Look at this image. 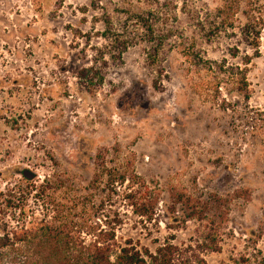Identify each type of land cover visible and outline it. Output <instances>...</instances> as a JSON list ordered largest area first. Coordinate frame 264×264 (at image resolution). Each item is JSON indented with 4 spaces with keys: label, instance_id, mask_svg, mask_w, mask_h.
<instances>
[{
    "label": "rangeland",
    "instance_id": "obj_1",
    "mask_svg": "<svg viewBox=\"0 0 264 264\" xmlns=\"http://www.w3.org/2000/svg\"><path fill=\"white\" fill-rule=\"evenodd\" d=\"M232 3L0 0V232L63 220L89 241L112 223L119 245L186 247L197 223L169 212L184 189L225 199L204 264H264V0ZM142 181L152 220L125 198Z\"/></svg>",
    "mask_w": 264,
    "mask_h": 264
},
{
    "label": "trees",
    "instance_id": "obj_2",
    "mask_svg": "<svg viewBox=\"0 0 264 264\" xmlns=\"http://www.w3.org/2000/svg\"><path fill=\"white\" fill-rule=\"evenodd\" d=\"M229 1L235 4L237 0ZM226 8L230 9L231 4ZM217 13L216 18H219L221 11L217 10ZM262 24L252 19L242 28L247 44L255 50ZM214 29L217 25L213 22L208 32L212 33ZM231 80L235 92L248 100L250 95L245 75L236 73ZM126 180L122 174L119 183ZM130 186L125 198L132 211L139 217L152 220L158 197L146 194L142 189L146 187L143 181L135 188V183ZM233 196L247 199L249 190H237ZM169 199V212L174 221L185 223L193 220L197 223L193 245L182 247L166 241L151 252L146 247L138 248L128 242L119 245L112 223L106 228L95 227L88 232L91 239L85 241L63 220H53L52 223L41 220L32 227L22 224L16 229L0 232V264H204L203 253L220 249V233L215 225L220 226L226 220V212L222 209L225 199L214 195L212 199L202 200L184 189L175 190ZM177 207L181 209L179 215L176 214ZM115 222L119 221L115 219Z\"/></svg>",
    "mask_w": 264,
    "mask_h": 264
},
{
    "label": "water",
    "instance_id": "obj_3",
    "mask_svg": "<svg viewBox=\"0 0 264 264\" xmlns=\"http://www.w3.org/2000/svg\"><path fill=\"white\" fill-rule=\"evenodd\" d=\"M23 175H25L27 178H30L32 174L28 170H23Z\"/></svg>",
    "mask_w": 264,
    "mask_h": 264
}]
</instances>
